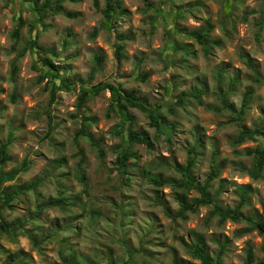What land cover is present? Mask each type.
I'll list each match as a JSON object with an SVG mask.
<instances>
[{
  "label": "rangeland",
  "instance_id": "1",
  "mask_svg": "<svg viewBox=\"0 0 264 264\" xmlns=\"http://www.w3.org/2000/svg\"><path fill=\"white\" fill-rule=\"evenodd\" d=\"M115 1L119 7L106 22L105 0L97 8L92 0L65 1L63 10L75 18L50 12L39 18L35 3L44 0H0V145L9 143L10 156L0 170L18 171L0 184V223L9 229L0 230V264H199L188 254L198 241L213 260L224 246L220 264H244L248 253L252 264L264 261V237L242 232L246 222L221 223L211 206L172 219L166 213L178 211L181 193L154 186L148 176L178 182L177 168L194 158L198 185L212 167L218 170L208 193L220 208L233 209L247 190L244 216L264 220V171L252 179L244 154L264 140L235 142L242 129L264 130V84L252 82L254 71L240 58L246 54L264 76V0ZM209 27V38L221 44L207 55L189 33ZM45 59L58 71L50 72ZM107 81L161 105L165 132L108 91L90 94L78 107L82 92ZM247 89L249 108L232 121ZM195 91L201 104L190 97ZM84 127L97 147L77 136ZM128 127L144 133L152 148L130 143ZM125 151L131 157L124 178L116 159ZM23 161L28 167L20 170ZM79 165L86 185L78 180ZM34 182L39 185L26 191ZM13 190L20 194L6 208L1 193ZM188 197L190 203L199 194L191 190ZM58 198L66 204H50Z\"/></svg>",
  "mask_w": 264,
  "mask_h": 264
},
{
  "label": "trees",
  "instance_id": "2",
  "mask_svg": "<svg viewBox=\"0 0 264 264\" xmlns=\"http://www.w3.org/2000/svg\"><path fill=\"white\" fill-rule=\"evenodd\" d=\"M65 1L70 0H44V2L41 4L40 7H37V3H35V10L38 13V17L42 18L43 14L45 12H50L53 15L63 14L68 18H75L77 17L76 13L71 12H65L62 8V4ZM93 5L95 8L98 7L97 0H92ZM117 7H119V3H117L115 0H105V7L102 11L104 19L106 22H110L114 13L116 12ZM14 31L13 36L15 38L18 37V30ZM210 34V27L207 29H198L195 32L189 33V37L194 39L200 46H202L205 50V53L207 55L210 54L211 47H218L220 46V41L218 40H211L209 38ZM35 44V42H34ZM122 50L123 47L119 46L116 50L115 56L118 63H120V60L122 58ZM46 53V52H44ZM240 58L244 60L246 65L254 71V77L252 78L253 83L257 84H264V76L259 75L257 71H255V65L253 61L244 53L240 54ZM97 60H101L100 57H97ZM44 66H47L50 69V72H57L58 68L49 60L45 59L43 61ZM17 71V67L15 64L12 65V77H15ZM222 75V74H220ZM54 78L61 79V75L59 73H56L53 75ZM61 85L68 89L69 85L67 82L60 80ZM234 86V83H231V87ZM102 91H108L112 97L116 99L117 103H120L121 106L124 109H136L140 111L141 113L145 114L150 122V126L154 127L157 132L164 133L167 125L165 122H163L161 116L159 115L160 110L162 109L161 105H149L146 101L141 100L134 91H123L121 90V85L114 83V82H102L94 86L90 91L88 92H82L81 96L78 101V107L81 108L84 105V102L86 98L90 94L97 95ZM253 91L252 89H247L243 95L241 106L239 109V112L232 117V121H241V117L246 114L249 103L252 97ZM201 93L199 91H195L190 94V97L193 98L198 104H201L200 100ZM55 101V93L54 91H51L50 93V103H53ZM183 100L181 98L178 99L177 103L181 104ZM222 105L225 108H228V104L225 100V97H222ZM126 120L131 121V117L127 114L125 115ZM173 126L171 127V130ZM85 136L89 142L94 144V146H98L96 142L93 141L91 135L87 132L86 128H82L80 132L77 134V136ZM262 138L264 140V130L260 129L259 127H255L253 130L248 129H242L239 131L238 136L235 140L237 144L243 143L246 140H255L256 138ZM128 141L130 143H136V144H143L148 149L152 148V144L148 137L144 133H138L132 131L130 127H128ZM9 143H3L0 145V166H3L9 159L10 156L7 154ZM190 156L194 154V149L190 150ZM244 154L248 157H251V165L250 168L247 170L249 176L257 180L260 178L261 174L264 171V145H259L255 149L252 150H246ZM99 155L101 153L99 152ZM131 155L128 151H125V153L121 157H117L116 164L118 165V171L122 177L127 176V161L130 159ZM194 164V158H190L187 160L186 166L184 168L178 167L177 170L181 174V179L178 182L174 181H168V180H162L160 175H150L149 181L156 187H161L164 185H172L175 189L179 190L178 192L181 193L180 199H178L179 203V209L178 211L171 215L166 213L168 216H170L172 219H183L187 213H195L199 207L202 206H211V216H216L219 221L222 223L226 220H230L234 223H240V222H246L247 228L244 229L242 232H257L259 235L264 237V220L263 219H257L252 220L250 218H247L244 216L242 209L245 206L247 196L246 192L247 190H242L240 202L233 208V209H222L220 208L214 201L213 197H211L208 193V186L209 183L214 180L217 177L218 170L214 167L211 168V171L209 173L207 181L202 185H198L195 183L192 179V168ZM28 167L27 161H23L20 170H25ZM18 174V171L10 172V173H3L2 170H0V184L4 182H11L15 179L16 175ZM78 180L81 184L86 185V177L81 169V166L79 165L78 169ZM39 185V182H34L30 185H27L25 187L26 191L33 190L35 187ZM191 190H195L199 194L198 199L192 200L189 202L188 193ZM20 194L19 191L13 190L9 193L2 192L1 197L3 198L2 205L6 208H10L11 201L15 199ZM51 205H59L63 206L66 204L65 199L58 198L54 201L50 202ZM2 206H0V212H1ZM93 212H91V216H93ZM263 216H264V210H263ZM1 219V216H0ZM0 230L3 232H9V229L5 226L4 223H0ZM222 250H224V246H220V252L217 255L216 259L213 260L209 254L205 251L202 242L198 241L195 242L193 246H190L188 248V254L191 256L192 259L199 261V264H220V255L222 254ZM69 257V256H68ZM71 259V257H70ZM182 264V263H180ZM244 264H252V255L251 253L247 254V258L245 260ZM257 264H264V261H260Z\"/></svg>",
  "mask_w": 264,
  "mask_h": 264
}]
</instances>
